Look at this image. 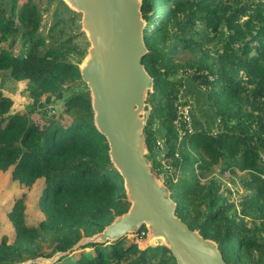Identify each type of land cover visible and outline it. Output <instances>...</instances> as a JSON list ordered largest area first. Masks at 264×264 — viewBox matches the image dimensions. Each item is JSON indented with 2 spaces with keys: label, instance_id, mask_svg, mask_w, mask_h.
Masks as SVG:
<instances>
[{
  "label": "trees",
  "instance_id": "obj_1",
  "mask_svg": "<svg viewBox=\"0 0 264 264\" xmlns=\"http://www.w3.org/2000/svg\"><path fill=\"white\" fill-rule=\"evenodd\" d=\"M20 1L0 0V73L28 81L37 104L63 81L82 80L80 66L68 56L87 49L61 34L46 47L38 4L27 0L19 7ZM60 2L50 34L64 33V21L81 19ZM141 10L147 22L143 63L154 78L144 129L152 170L169 189L176 214L214 240L229 264H264V239L245 221V215L256 213L264 224V0H142ZM13 35L18 39L4 48ZM181 53L189 57L183 61ZM179 70L191 71L184 77L192 83L197 110L193 127L179 120L178 104L187 103L180 101ZM13 103L0 88V170L11 169L12 179L26 187L43 180L38 205L44 218L39 226L29 224L26 194L16 198L8 212L15 234L12 240L3 235L0 264H41L36 260L101 232L131 203L108 141L96 128L89 90L65 102L69 120L63 123L44 114L42 121L10 113ZM218 166L246 171L239 199L229 201L220 180L210 177ZM42 264L178 263L166 246L141 248L126 235L82 245Z\"/></svg>",
  "mask_w": 264,
  "mask_h": 264
},
{
  "label": "water",
  "instance_id": "obj_2",
  "mask_svg": "<svg viewBox=\"0 0 264 264\" xmlns=\"http://www.w3.org/2000/svg\"><path fill=\"white\" fill-rule=\"evenodd\" d=\"M81 14L90 43L80 65L91 95L94 122L109 144L111 161L124 180L131 203L101 232L82 238L66 252L37 262L54 263L82 245L106 243L146 226L145 247L164 245L178 264H229L217 243L176 214V202L153 172L144 134L146 105L154 78L143 60L147 22L142 0H65Z\"/></svg>",
  "mask_w": 264,
  "mask_h": 264
},
{
  "label": "rangeland",
  "instance_id": "obj_3",
  "mask_svg": "<svg viewBox=\"0 0 264 264\" xmlns=\"http://www.w3.org/2000/svg\"><path fill=\"white\" fill-rule=\"evenodd\" d=\"M5 2H9V0H4ZM27 0H21L19 7L22 3ZM33 3L38 4L41 10V26H40V34L41 36H46L47 45L46 47L52 46V37L61 34L63 36L62 40L66 39L67 36H74L73 42L78 46V49L84 48L88 49L90 43L85 32L82 30L79 23H81L80 17H78L77 22L75 24H68L67 22L62 24L65 31L64 33H59L57 29L50 34V27L57 20L56 11L61 10L63 8L60 0H32ZM70 17V14L66 15V19ZM43 36V37H44ZM15 35L11 36L8 41L3 42L2 46L4 48H10V43L14 41ZM21 47V43L18 41L13 49L18 53ZM86 53V51H85ZM81 53L80 50H73L68 59L75 63L76 65H81L86 54ZM189 57L187 53H181L180 58L186 60ZM182 69V68H181ZM179 77L187 76L190 73V70H179ZM0 88L4 92L5 95L11 97L13 99V106L10 113H20L26 114L30 120H42L40 117L41 114H44L48 117L49 120L56 119L60 123L69 120L67 114L64 113V104L65 102L74 94L87 91L86 85L80 79L71 80L67 79L63 81L60 86L53 93H47L44 95L40 102L35 104L33 97L30 94V85L26 80H15L10 76L9 72H1L0 73ZM90 93V90H89ZM182 96L184 95V86L181 91ZM91 96V95H90ZM183 101L190 104L191 111V123L192 127L194 126L193 119L197 115V110L195 109L194 102L188 97H182ZM203 112L198 109L199 115ZM194 114V115H193ZM209 128H213V123L208 125ZM221 166L216 168V171L210 175V177L215 176L220 180L221 184V192L228 198L229 201L232 199H239L242 195L245 194V189L242 184V177L244 176L246 171L235 168V172L225 169L221 171ZM43 185V180L39 179L32 186H23L18 181L12 179L11 169L8 171L0 170V241L3 235H7L9 240H12L15 234L14 227L11 221L8 218V212L11 210L14 201L17 197L22 194H26V205H27V222L34 226H39L40 221L44 218V214L39 208L38 205V195L41 191L40 188ZM264 220V218H263ZM245 221L248 226L255 227L261 237L264 239V224H262V218L254 213L245 215ZM263 230V231H261ZM43 235L49 238V233L42 230ZM148 236L142 239L140 242V247L144 248L145 241L148 239L150 235V231L148 230ZM128 242H137V238L135 234L127 235ZM30 262V261H29ZM37 262V261H36ZM40 263V262H39ZM44 262H41V264Z\"/></svg>",
  "mask_w": 264,
  "mask_h": 264
},
{
  "label": "built area",
  "instance_id": "obj_4",
  "mask_svg": "<svg viewBox=\"0 0 264 264\" xmlns=\"http://www.w3.org/2000/svg\"><path fill=\"white\" fill-rule=\"evenodd\" d=\"M180 101H183V99H180ZM191 108L192 107L190 106L189 103H186V104H184V103L178 104L179 120L180 121H183L184 123H187V125L189 127H192V123H191V120H192L191 119V115L192 114H190ZM158 144L160 146H162V143L160 141H158ZM147 233H148V231L147 232L146 231H141L140 233L136 231V232L131 233V234H135V236L137 238V242L136 243H138L139 246H141L140 245V242H141L142 239L144 240V238L146 236H148Z\"/></svg>",
  "mask_w": 264,
  "mask_h": 264
},
{
  "label": "crops",
  "instance_id": "obj_5",
  "mask_svg": "<svg viewBox=\"0 0 264 264\" xmlns=\"http://www.w3.org/2000/svg\"><path fill=\"white\" fill-rule=\"evenodd\" d=\"M183 83H184V97H188L189 99H192L193 98V94L191 92V85L192 83L186 78V77H183Z\"/></svg>",
  "mask_w": 264,
  "mask_h": 264
}]
</instances>
